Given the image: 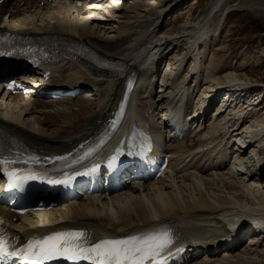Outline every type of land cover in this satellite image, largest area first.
Listing matches in <instances>:
<instances>
[{"label":"bare ground","instance_id":"6f19581e","mask_svg":"<svg viewBox=\"0 0 264 264\" xmlns=\"http://www.w3.org/2000/svg\"><path fill=\"white\" fill-rule=\"evenodd\" d=\"M72 1L68 0L67 6L65 3H58L55 9L51 5L40 7L41 4L35 0H25L23 9H20L17 3H10V10L6 11L5 7L0 9L1 16L5 12L11 19L20 16L21 12L22 15L15 22L10 20L7 24L0 25V32L20 38L73 46L98 59L97 65L85 66L78 60L59 57L60 61L50 67V70L55 81H59L62 87L91 82L101 87L99 94L97 98L84 95L80 99L64 101H45L38 96L39 93L29 97L16 96L8 99L0 94V132L6 139L11 142L16 141L21 147L38 155L49 156L67 152L81 141L90 137L95 138L100 134L101 123L108 117L114 105L111 96L107 95L110 82L97 77L103 74L98 71L101 63H116L120 71L119 77L123 78L122 83L131 73L139 78L144 76L148 79L146 87L143 88L148 93L141 95V98L150 100L149 105L152 109L158 101L156 96L153 98L152 92L156 77L155 70L159 69L179 46H183L184 52L181 55L175 54L171 59L173 63L167 66L169 68L173 66L179 72L184 62L191 60L190 66L196 71L193 74L199 77L200 83L207 81L205 83L207 91H201L199 95L204 100L210 97L211 90H215L213 86L218 85L217 90L226 86L234 87L232 91L226 92L228 94L226 97L237 98L238 102L229 111L219 113L217 118L227 113L225 117L228 116V120L236 122V128L239 124L243 126L241 130H239L241 126L238 129H234V126L221 128L223 134L227 135L231 129L235 135L233 137L229 134L225 143L227 146L234 147L237 144L247 147L244 152H237V155L229 157L227 154L226 156L222 154L230 150V147L226 149L225 145L223 151H217L211 157L212 155L207 152L213 148V144L218 139L215 131L217 127L211 131L205 125L202 131H198L186 140L168 142V148L174 153L169 158L170 166L173 161L180 162L177 170L170 167L171 178L160 179L155 185L144 186V191L132 188L107 200L87 197L83 201L65 204L47 213L26 217L20 223V228L19 225L14 226L19 237L28 238L33 234H44L58 228L80 229L96 237L119 236L135 232L139 227L168 224L182 229L181 232L189 234L188 237L199 244L208 246L209 239L216 234V231H223L221 220L229 219L230 216L235 217L238 212H241L242 218L239 220L237 216L231 222L233 225L238 220L244 224L253 220V224H257V227H264V186L262 184L260 186L264 180V156L256 153V149L264 145V138H260L264 132V119L260 118V113L255 114L254 119L251 117L255 115H248V111L263 100L264 84H259V88L253 89L262 93L260 100L257 99L259 94L247 98L252 92L249 88L256 86L248 81L246 74L239 76V73L234 72L229 66V69H226L228 72L225 71L222 77L216 76L219 73V64H214V57L208 61L212 54L211 47L216 41L214 37L220 38L219 24L222 22L223 14L227 8L230 10L235 6L230 5L233 1L209 0L211 5L203 11V15L190 19L191 21L179 28L167 25L164 18L170 13H166L165 17L164 13L178 6L181 0H160L156 5L142 3L144 0H130V6L113 5L108 11L107 22H95L87 17L85 19L84 15L88 13L91 16L95 15L94 11L97 7L95 6L94 9L92 5L87 6V2L78 7ZM110 2V0L105 1L107 5ZM120 2L122 4L121 0ZM261 3L260 0L245 1L246 6L259 13L260 10L264 12V4ZM243 4L244 1L238 5ZM14 9L15 12H12ZM49 9L52 14H49L48 18L40 19L36 14L40 10ZM108 22L112 24V29L114 23L117 25L113 39H109L112 37H108L101 30L103 26L108 25ZM96 25L98 26L95 27ZM164 45L166 46L162 48ZM198 48L197 55H187L188 52H195ZM205 63H208L207 76L197 71H205ZM108 72V70L105 72V76H108ZM121 78H117L115 82ZM183 82L185 84L182 90L180 86ZM186 82L187 76H184L178 79V82L171 84V88L163 89L162 93L170 89L168 97L171 94L175 102L193 94L194 90L198 91L199 88L195 86L191 90V86H188L189 82ZM242 91L244 95L240 93ZM165 99L167 98L164 97L163 100ZM57 106L63 107V110L48 111V108ZM146 107L147 105L143 104L139 106L140 110ZM148 110L147 108V112ZM34 114L37 116L34 117ZM245 118L250 119L249 124ZM238 146L237 149L240 150ZM248 150L251 152L246 156ZM250 156L254 158L256 165ZM192 162L196 166L190 167ZM190 169H193L191 173L194 174L186 173ZM254 184H259L258 188L252 186ZM237 186L244 187V194ZM247 211L256 214L248 216L245 213ZM0 212L4 213V209H0ZM24 221L26 223H23ZM250 245L262 248V253L252 250V253L242 256L240 252L236 253V250H229L227 257L220 261L212 257L203 258V261L198 262V258H194L189 264H264V246H258L257 243L249 244L246 250H250ZM252 256H255V260L251 259Z\"/></svg>","mask_w":264,"mask_h":264},{"label":"snow or ice","instance_id":"6c2138e0","mask_svg":"<svg viewBox=\"0 0 264 264\" xmlns=\"http://www.w3.org/2000/svg\"><path fill=\"white\" fill-rule=\"evenodd\" d=\"M10 55L0 51V56ZM15 86V81L7 85ZM119 151V149H117ZM89 153L74 160L80 163ZM56 160H65L64 157H55ZM115 157L110 158L111 166ZM16 163H28L5 156L0 148V171H5L8 165ZM95 171V166L84 172L75 171L73 176L88 175ZM5 174L9 178V187L23 188L27 180L40 179V175L31 170L20 174V170L9 168ZM49 183H67V180H49ZM4 221L0 218V262L15 258L19 264H46L47 261L63 258L72 264L83 260L88 264H168V259L173 255L168 251L177 239L170 228H157L138 235H127L123 238H107L93 241L90 235L83 231H60L43 237H32L22 246H17L15 237H10L4 227ZM177 252L182 248H177Z\"/></svg>","mask_w":264,"mask_h":264},{"label":"rangeland","instance_id":"374dc122","mask_svg":"<svg viewBox=\"0 0 264 264\" xmlns=\"http://www.w3.org/2000/svg\"><path fill=\"white\" fill-rule=\"evenodd\" d=\"M105 1H107V0H105ZM110 1L111 2L108 3V5H107V3L105 4V2L100 3V5H99L98 0L96 1L95 4L92 3L93 8L97 7L96 9H100L101 11L97 12V10H96L98 15H96L95 17H93L94 15H92V16L90 15V16H85V18L86 17L91 18V19H93L92 21H95V22H97V21L98 22H105V21L107 22L108 21V19H106L107 18L106 17L107 9H110L113 5H123V4L127 5L128 4V6H130V4H131L130 0H126V1L121 0L122 4H121L120 0L119 1L118 0H110ZM124 1L127 3H125ZM159 1L160 0H144L142 3H146V4L149 3L150 5H156ZM168 1H171V0H168ZM186 1H188V0H181V2L179 1L180 4H178V6L185 3ZM232 1L233 2L230 5H235V6L230 10H228V8H227L226 9L227 11L225 10V13L223 14V17L221 19L222 22L219 24L220 25V41H218L217 43L214 42L215 45L213 43L214 48H212V54H211V56H209L208 61L211 57L212 58L214 57V64H219V66H218L219 73L218 74L220 77H222L221 75L223 73H225L224 70L227 69L229 66H231L234 69V72H236L237 74L239 73V76H241V74H246L248 81H250L253 85L256 86V87H252V88H257L261 84H264V12L260 10V13H259L255 9L250 8L249 6H246L245 1H247V0H232ZM242 1H244V4L238 5ZM260 2H262L264 4L263 0H260ZM74 4L80 5V2H74ZM96 4H98V6ZM191 4L192 3H188L187 7H189V10L186 9L187 10L186 15L181 16L184 12H186V10L184 12H182V11H179L177 13L175 12L176 14H174V18H173V19H175V20H173L174 22L169 19V17L172 16V14L170 13V16L166 18L167 25L169 24V25H172L173 27L179 28L181 25L188 23V21H191L190 19H195V18H198L199 16L203 15V13H204L203 11L207 10L211 5L209 3V0H199L196 6H191ZM128 6H126V7H128ZM141 8H142V6H141ZM143 11H145V10L143 9ZM226 13H228V14H226ZM191 14L193 15L192 17L190 16ZM41 16H42V18L44 17V12H42V11L38 12V17H41ZM97 26L98 25H96L95 27H97ZM103 29L104 30L106 29V31H104ZM115 29H117V25L114 23V27L112 29L111 23L108 22V25L103 26L101 30L103 32H105L108 37H112L109 39H113L115 36V31H114ZM110 31H112V32H110ZM221 31H222V34H221ZM182 49L183 48H181L180 51L178 50L179 51L178 54L182 53V51H183ZM174 55L175 54L173 52L171 56H168V59H172L174 57ZM257 64H260V65L256 66ZM205 66L208 67V63H205ZM221 66L226 67V68H221ZM166 68L167 67L163 68L162 74H161L162 76L168 73V72H166ZM226 72H228V71H226ZM205 74L206 75L208 74V70L205 71L204 76H205ZM220 81H222V80H220ZM202 84H204V81L202 82ZM261 88H263V87H261ZM254 92L255 91H252L251 93H249L247 98H250L255 94H259L257 99L260 100V98H261L260 94H262V93H260L259 91L256 93H254ZM50 110H52V109H50ZM225 115H227V113L223 114L220 118H217L218 122H222L226 126H228V125L231 126L233 124V122L231 121L230 123L227 124L226 121L228 120L229 117L228 116L225 117ZM259 116H260V118L263 117V119H264L263 112L260 113ZM255 117H256V115L254 117H251V119H254ZM222 118H224L223 120H226V119L227 120L223 121ZM248 120L250 121V119H246L247 123L249 122ZM217 131H218L217 134L220 135V137L224 136L223 134H221V131H219V130H217ZM242 137H245V136L242 135ZM250 149L255 150L256 148L254 147L253 149L252 148H250ZM250 152L251 151L248 150L246 156H248V154ZM261 184H262V186H264V180L262 183H260V186H261ZM248 185H249V183H248ZM258 185L259 184H254L252 186H254L255 188H258L257 187ZM237 187L240 188L242 191V194H244V192H243L244 187L243 186H237ZM255 191H257V189H255ZM250 247H251L250 250H246V248H248V244H246L236 253L240 252V254L242 256H244L245 254L252 253V250H254L256 252L258 251L257 253H262V248H259V247L255 248L253 246H250ZM259 251H261V252H259ZM216 259H220V258H216ZM251 259L255 260V256H252Z\"/></svg>","mask_w":264,"mask_h":264}]
</instances>
